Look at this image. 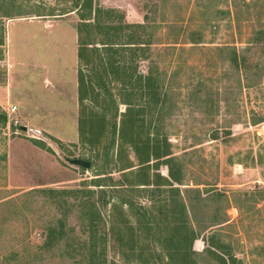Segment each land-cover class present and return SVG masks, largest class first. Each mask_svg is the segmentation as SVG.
<instances>
[{
  "label": "rangeland",
  "instance_id": "rangeland-1",
  "mask_svg": "<svg viewBox=\"0 0 264 264\" xmlns=\"http://www.w3.org/2000/svg\"><path fill=\"white\" fill-rule=\"evenodd\" d=\"M14 2L33 13L72 7L71 0ZM93 4L115 10L127 24L144 25L140 35L150 42L148 59L142 60L135 51L134 62L140 74L149 68L156 73L160 102L149 117L142 114L144 104L131 109L123 105L119 86L110 84L118 112L115 135L110 136L114 146L104 154L101 147L114 121L99 89L89 84L80 89L79 79L88 71L77 57L76 12L2 19L0 110L7 103L18 109L7 116L5 126L0 124V264H86L85 258L73 257V250L88 247L83 245L91 232L85 202H94L100 213L94 238H105L106 264H142V259L163 264L159 250L165 248L164 237L170 235L175 218L168 204L178 200L167 186L157 188L151 197L160 236L150 240L139 232L134 210L119 205L118 194L113 197L105 189L107 194L100 199L85 192L98 190L93 181L103 178L96 174L106 169L111 183L125 192L135 209H149L145 187L135 185L142 176L156 180V173L163 178L157 179L160 184L171 181L169 157L182 182L174 187L183 197L185 190L200 193V199L194 191L188 195L197 222H190L196 232L192 249L201 252L208 237L216 234L218 242L244 264H264V0H93ZM232 50L245 59L247 71L231 66ZM126 115L134 122L122 131ZM15 122L39 130L42 140L17 131ZM96 132L97 142L90 144ZM153 147L169 157L159 162L150 157L149 169L140 171L138 155ZM74 159L90 161L91 168L72 165ZM225 219L227 223L202 233L203 226ZM58 220L65 222L70 235L51 251H41L48 228ZM184 228L190 236L188 225ZM96 246L101 248L99 241ZM200 264L218 263L205 258Z\"/></svg>",
  "mask_w": 264,
  "mask_h": 264
},
{
  "label": "trees",
  "instance_id": "trees-1",
  "mask_svg": "<svg viewBox=\"0 0 264 264\" xmlns=\"http://www.w3.org/2000/svg\"><path fill=\"white\" fill-rule=\"evenodd\" d=\"M71 2L72 7H68L59 13H56L58 10H55L53 7L47 9L46 13L43 12L45 10L36 11L33 13L27 12L21 7H16L14 0H0V22L3 18L25 17L29 14L52 17L55 15H64L73 11L76 12L80 19V38L77 57L82 66L88 71V74H86L84 77L81 76L79 79L80 89L81 91L84 90L87 84H89L93 90L99 89L108 102L111 113L110 115L114 121L112 132L110 135L107 134L104 139L103 146L101 147L104 154H107L109 152V148L114 146V139L110 136L112 134L115 135L116 118L118 112V103L108 88L110 84L116 83L119 86L118 91L121 103L123 105L131 109L135 105L139 107L144 104L146 110L143 111L144 113L142 111L141 112L142 114H147L149 117L152 115V110L155 109L158 105V102H160L159 94L155 89L158 83L155 78L156 73L151 68H149L145 75L140 74L137 72L138 67L136 62H134V58L136 59L137 57L135 51H139L141 53L140 57L142 60L148 59L147 54L150 47V42L141 38L140 32L144 30V25L125 23L123 16L116 14L117 12L115 10H108L101 8L100 6H94L93 0H71ZM13 8L19 9L16 14H12L10 12V10ZM2 46L3 37L1 33L0 60L3 56V51L1 50ZM230 64L237 72H240L241 69L247 71L245 59L243 57H239L235 50L231 51ZM85 78L86 80H84ZM83 94L84 93L81 92L79 98L81 103H83V101L86 99ZM131 122H134L131 120V116L127 117L126 115L122 121V131L123 129H127ZM6 123L7 114L0 110V124L3 127L6 125ZM14 129H16L15 126ZM97 136V132L92 133L88 142L90 144L97 142ZM106 143L107 145H105ZM169 155L170 154L167 152H159L157 147H153L150 151L147 149L145 152L143 151V155L141 157L138 155L140 161L139 165L142 166L138 169L140 171L149 169L150 157H153L159 162L160 159L169 157ZM167 159V161H169L168 173L171 181L164 179V183L160 184L158 182L159 180L157 181V179L161 180L163 178L156 173L154 175L156 180L151 181L149 176L147 179L142 176L139 182H137L135 185L137 187H145L143 189H146L144 191L149 194V201L151 202V207L149 209H146L145 207H139L135 209L131 201L126 198L127 195L125 192L123 190L118 191L117 186L111 183L112 178L109 176L110 172H108L106 169L101 170V173L98 171V174H96L97 177L103 175V178H96L93 181L94 187L98 188V190L96 192L88 190L85 192V194L87 197H93L94 194H97L98 198L100 199L106 196L107 191L105 189H107L113 197H118L116 196L118 194L120 196V198L118 197L119 205H127L130 209L134 210V213L132 212V214L134 217H136L137 224L139 225V232L143 234L146 240H150L151 238L155 239L157 234L160 236V221L157 220V216L154 211L155 206L153 205L154 201L153 198L151 200V197L153 194H155V192H157V188L159 189V187L167 186L168 191L173 196L178 198V200L177 203L174 200L172 204H168L169 209L172 212L171 216L172 218H175L173 220L174 226L169 232L170 235L166 238L164 237L165 248L159 250V254L166 260L165 262L162 261V263L200 264L201 259L203 260L206 258L210 261H215L218 264H244L232 254L228 246L218 242L216 239V234H212L208 237L206 240L207 247L201 252H196L192 249V243L196 238V232L190 222L191 220H193L192 222L194 223L197 222L195 218L194 204L188 195L194 191L197 194L198 199H200V193L198 190L191 189L185 190L184 197L181 195L179 188L174 187L175 184L182 185L181 180L177 178V174L171 167V163L173 162L174 158L169 157ZM155 166L157 167L158 164ZM128 168H130V166L126 167L125 169ZM155 170H157V168H155ZM104 180H106V182H103ZM49 192L53 194L55 191L51 190ZM158 192H160V190H158ZM66 193L68 194L69 192ZM168 205L167 202L164 201V206L167 207ZM84 206L88 208L90 214V223L88 226L91 232L87 234L88 242H83V245L88 247H78L76 250H73V257L85 258L86 264H106L105 247L103 246L105 238L101 237L98 239L101 248L96 246L98 241L94 238L96 236L95 228L98 224L97 220L100 219V213L94 202H85ZM227 221L228 220L225 219L211 226H203L202 233L212 226L222 225L227 223ZM185 225H188V231L190 233V236L188 237L184 233V229H186L184 228ZM64 227L65 222L63 220H58L55 226L48 228L45 236V242L40 247V250L51 251L56 245L63 242L68 237V235H70V233L65 232ZM197 235H199V233ZM104 236H106V234H104ZM143 250H140V256H142ZM150 256L151 258L153 257L152 255ZM156 257L158 258L160 256L156 255ZM141 262L142 264H156L153 260L149 262L145 259H142Z\"/></svg>",
  "mask_w": 264,
  "mask_h": 264
},
{
  "label": "built area",
  "instance_id": "built-area-1",
  "mask_svg": "<svg viewBox=\"0 0 264 264\" xmlns=\"http://www.w3.org/2000/svg\"><path fill=\"white\" fill-rule=\"evenodd\" d=\"M2 109H3L2 111H4L7 114V116L8 115L10 116V115L16 113L17 106L14 105V104H11V103H7V106L4 107V108L2 107ZM17 125H18V123L15 122L14 126L16 127ZM24 134L29 136V137H31V138H33V139L42 140V135H41V132L39 130L30 129V128L27 127V131Z\"/></svg>",
  "mask_w": 264,
  "mask_h": 264
},
{
  "label": "water",
  "instance_id": "water-1",
  "mask_svg": "<svg viewBox=\"0 0 264 264\" xmlns=\"http://www.w3.org/2000/svg\"><path fill=\"white\" fill-rule=\"evenodd\" d=\"M16 129L20 132L25 133L27 131V126L18 124L16 126ZM70 162L72 165L79 166L80 168H83L85 170H88L91 167V163L86 160L74 159V160H70Z\"/></svg>",
  "mask_w": 264,
  "mask_h": 264
},
{
  "label": "crops",
  "instance_id": "crops-1",
  "mask_svg": "<svg viewBox=\"0 0 264 264\" xmlns=\"http://www.w3.org/2000/svg\"><path fill=\"white\" fill-rule=\"evenodd\" d=\"M72 13H75L74 11L73 12H69V13H67V14H64V15H55V16H52V17H65V16H67V15H69V14H72ZM31 15H33V16H36V15H34V14H31ZM27 16H30V14L29 15H27ZM26 17V16H25ZM37 17H41V18H45V17H50V16H37ZM19 18H22V17H19ZM62 19V18H61ZM59 22H62L61 20L59 21ZM15 105V104H14ZM18 109V108H17Z\"/></svg>",
  "mask_w": 264,
  "mask_h": 264
}]
</instances>
